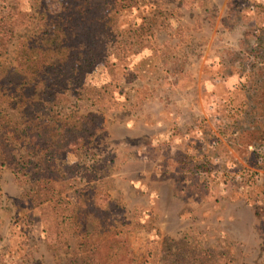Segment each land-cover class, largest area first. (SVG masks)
Returning a JSON list of instances; mask_svg holds the SVG:
<instances>
[{
	"label": "rangeland",
	"instance_id": "obj_1",
	"mask_svg": "<svg viewBox=\"0 0 264 264\" xmlns=\"http://www.w3.org/2000/svg\"><path fill=\"white\" fill-rule=\"evenodd\" d=\"M137 2L121 25L149 32L117 63L78 70L61 114L98 116L82 156L63 154L83 172L64 189L73 220L57 230L52 206L0 167V264H169L182 251L206 264H264V137L250 133L264 130L252 53L264 0ZM8 7L30 12L0 51V112L22 124L44 86L21 64L52 39L61 2L0 0ZM67 55L50 46L43 57Z\"/></svg>",
	"mask_w": 264,
	"mask_h": 264
},
{
	"label": "trees",
	"instance_id": "obj_2",
	"mask_svg": "<svg viewBox=\"0 0 264 264\" xmlns=\"http://www.w3.org/2000/svg\"><path fill=\"white\" fill-rule=\"evenodd\" d=\"M60 2L61 9L52 22L54 24L49 34L52 39H48L45 45L41 43L35 52L32 51L25 64L19 63L24 66L29 63L27 70L35 74L39 80L35 84L43 83V97L28 104L26 107L28 115L22 124L0 112V167L10 170L22 187L29 185V196L33 202L38 197L39 201L48 204L49 208L52 206L54 216L51 219L56 217L57 230L63 227L64 222L73 220V215L72 217L70 214L63 215L66 210L71 214L73 211L64 189L67 183L73 182L83 174L81 168L68 162L63 154L78 153L81 157L82 149L89 144L98 121V116L92 112L73 121L69 116L61 115L65 112V102L69 100L68 92L74 90V77L78 70L92 67L101 58L106 59L108 64L117 63L126 52L133 49L132 39L149 32L144 25L135 23V34L127 35L125 33L130 28L121 25L122 17L125 19L127 10L137 5V0H60ZM143 2L142 5H147L145 1ZM26 10L8 7L0 11V51L5 50L18 28L28 25L30 12ZM258 42V46L252 48V53L258 58L256 67L264 74L262 36L258 37ZM50 46H54L56 51H66L68 55L61 56L59 64L47 63V58L43 55ZM258 88L264 92V84L260 83ZM21 95L23 96L19 94ZM260 107L261 113L264 114V103ZM54 112L58 114L57 119ZM54 123L57 124L55 127ZM53 131H57L56 136L53 135ZM250 133L253 140L264 137V130L261 129ZM24 191L26 188H23ZM62 208V212H59ZM78 223L79 219L73 222L79 227ZM80 228L82 232L85 230L84 226ZM57 242L59 245L67 244L62 237H58ZM87 247L91 250L90 256L96 253L91 244ZM186 253L180 252L177 261L169 264L182 262L206 264V261L200 260L202 258L200 255L187 257ZM214 262L215 258L211 259V264ZM105 263L97 258L94 262ZM72 264L78 263L74 260Z\"/></svg>",
	"mask_w": 264,
	"mask_h": 264
}]
</instances>
